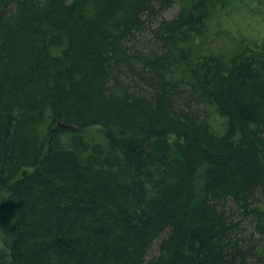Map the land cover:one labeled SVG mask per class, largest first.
<instances>
[{
    "label": "trees",
    "instance_id": "obj_1",
    "mask_svg": "<svg viewBox=\"0 0 264 264\" xmlns=\"http://www.w3.org/2000/svg\"><path fill=\"white\" fill-rule=\"evenodd\" d=\"M243 9L264 0H0V264H264Z\"/></svg>",
    "mask_w": 264,
    "mask_h": 264
},
{
    "label": "rangeland",
    "instance_id": "obj_2",
    "mask_svg": "<svg viewBox=\"0 0 264 264\" xmlns=\"http://www.w3.org/2000/svg\"><path fill=\"white\" fill-rule=\"evenodd\" d=\"M180 5L179 3H175L173 6L165 9L162 11L163 18H170L176 14L179 10ZM224 22L226 25L229 26L233 35L238 36L239 34L244 35H251L258 39V41H264V16L261 15L259 12L250 11L247 13V10L243 9L233 15L232 18H225ZM225 40L229 41L226 37L220 40V46L222 47L223 44H228ZM169 138L171 140L177 139V136L170 135ZM264 201V197H263ZM261 201L259 204H263ZM239 216V215H238ZM241 216L238 217L237 220H241ZM241 233L243 236H250L257 232V229L254 227V223L251 224V220L249 217L245 218L240 226ZM240 233V232H239ZM3 244L0 243V248H2ZM158 253V242H155L149 251L148 258H151Z\"/></svg>",
    "mask_w": 264,
    "mask_h": 264
},
{
    "label": "water",
    "instance_id": "obj_3",
    "mask_svg": "<svg viewBox=\"0 0 264 264\" xmlns=\"http://www.w3.org/2000/svg\"><path fill=\"white\" fill-rule=\"evenodd\" d=\"M0 13H2V11H0ZM58 127L67 128V129H72V128H74L72 125L65 124V123H63V122H61V121L58 122ZM58 127L54 128V129H53V132H54Z\"/></svg>",
    "mask_w": 264,
    "mask_h": 264
}]
</instances>
